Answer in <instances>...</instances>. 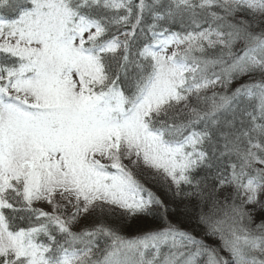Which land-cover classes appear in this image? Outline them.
Segmentation results:
<instances>
[{
  "label": "snow or ice",
  "instance_id": "1",
  "mask_svg": "<svg viewBox=\"0 0 264 264\" xmlns=\"http://www.w3.org/2000/svg\"><path fill=\"white\" fill-rule=\"evenodd\" d=\"M0 264H264V0H0Z\"/></svg>",
  "mask_w": 264,
  "mask_h": 264
},
{
  "label": "trees",
  "instance_id": "2",
  "mask_svg": "<svg viewBox=\"0 0 264 264\" xmlns=\"http://www.w3.org/2000/svg\"><path fill=\"white\" fill-rule=\"evenodd\" d=\"M151 175H152V173H149L148 171H146V173L145 172L142 173V171H141V174L138 176V178H140L141 181L144 184H146L147 187L152 188V190L156 194H159L162 198H168L167 193L165 191V188L160 182L155 183L154 179L147 178ZM147 182H150V184H147ZM181 220H183V217H181ZM90 223H92V220L89 218L87 220H81L80 223L77 224V226H79V229H80L81 227H85V226L89 225ZM131 223H135V225L130 227ZM131 223L126 225L123 229L125 234H127V235H135L139 231L146 230V229H144L145 227L147 229L155 227V226H157L158 221L155 218H151V217H137V219L136 218L133 219L131 221ZM138 223H141V225L138 226ZM135 226H136V228H135ZM127 227H130L131 229H129ZM182 227H185L188 230L193 231V233L196 234L197 236L203 235V228H202V226H199L196 223L194 216L190 220L184 221L182 223ZM208 242L209 243H216V241L211 240V239H209Z\"/></svg>",
  "mask_w": 264,
  "mask_h": 264
},
{
  "label": "rangeland",
  "instance_id": "3",
  "mask_svg": "<svg viewBox=\"0 0 264 264\" xmlns=\"http://www.w3.org/2000/svg\"><path fill=\"white\" fill-rule=\"evenodd\" d=\"M141 171H142V173H143V172L146 173L147 170H141ZM148 172H149V171H148ZM149 173H151V172H149ZM147 174H148V173H147ZM152 175H153V174H152ZM154 181H155V183L159 182L158 180H154ZM155 183H154V184H155ZM147 184H150V182H147ZM145 185H146V184H145ZM151 189H152V188H151ZM157 195H159V194H157ZM47 210H50V209H47ZM136 219H137V218H136ZM133 225H135V223H131V224H130V227H132ZM139 225H141V223H138V226H139ZM130 227H127V228L131 229ZM135 228H136V226H135ZM135 228H134V229H135ZM144 229L147 230L146 227H145ZM74 230H79V226L75 225ZM142 231H145V230H142ZM139 232H141V231H139Z\"/></svg>",
  "mask_w": 264,
  "mask_h": 264
}]
</instances>
